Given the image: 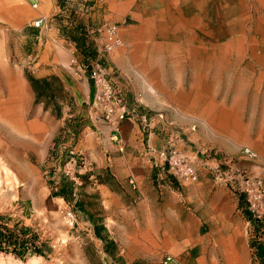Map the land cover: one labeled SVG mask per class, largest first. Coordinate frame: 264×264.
Segmentation results:
<instances>
[{
  "label": "rangeland",
  "instance_id": "374dc122",
  "mask_svg": "<svg viewBox=\"0 0 264 264\" xmlns=\"http://www.w3.org/2000/svg\"><path fill=\"white\" fill-rule=\"evenodd\" d=\"M49 23L72 42L67 53L56 45L50 52L68 68L76 98L57 77L35 78L47 62L33 48L41 49L38 34ZM105 23L121 40L109 53ZM98 57L127 104L155 105L201 137L254 148L247 169L264 177V0H0L3 264H161L163 253H138L135 188L128 193L93 172L74 194L48 184L58 147L78 130L63 122L83 118L69 116L77 102L92 113L82 102L89 77L80 67ZM254 255L252 264H264Z\"/></svg>",
  "mask_w": 264,
  "mask_h": 264
},
{
  "label": "crops",
  "instance_id": "0c3cea01",
  "mask_svg": "<svg viewBox=\"0 0 264 264\" xmlns=\"http://www.w3.org/2000/svg\"><path fill=\"white\" fill-rule=\"evenodd\" d=\"M38 36L43 38L42 47L33 48V53L36 50L39 60L47 64L35 70V78L48 80L52 76L57 77L76 98L78 93L72 85L68 68L55 63L50 52L56 45L67 53L72 42L62 36L53 23H49ZM71 51L74 52L73 49ZM86 81L89 95L82 102L89 103L91 81L88 78ZM140 104L155 114L153 122L144 127L140 121L121 120L117 132L120 142H117L112 137L114 126L87 113L88 108L80 107L77 102V109L69 116L83 118L64 119L66 121L63 122V128L68 132L70 127L67 123L75 122L74 126H78L75 138L72 142L60 144L55 155L73 146L88 154L93 162V173H106L117 187L126 188L128 193L132 188L136 189V208L131 211L137 210L138 235L143 244L138 250L143 255L141 258L157 257L163 253V256L170 255L182 264H252L254 248L248 235L250 226L243 203L226 184L213 179L208 168L203 166L204 163L214 164L215 159L208 154L212 150L221 155H239L244 146H224L201 137L197 130L187 129V123L155 105ZM157 114L162 118L156 117ZM167 144H174L191 160L198 172L196 180L178 179L155 164L156 154L149 152L148 147L158 151ZM120 145L122 150H119ZM238 158L237 164L246 168L252 169L256 163L255 159ZM59 170V163L55 160L54 167L47 170L48 184L53 186L57 183L59 191L64 193L68 186L60 178ZM101 189L111 197L119 198L108 186L101 184Z\"/></svg>",
  "mask_w": 264,
  "mask_h": 264
},
{
  "label": "built area",
  "instance_id": "2783aa9c",
  "mask_svg": "<svg viewBox=\"0 0 264 264\" xmlns=\"http://www.w3.org/2000/svg\"><path fill=\"white\" fill-rule=\"evenodd\" d=\"M42 19H38L35 24L39 25ZM105 37L104 51L111 52L116 46L121 44L117 34V28L112 23L103 25ZM81 71L88 73L91 81L92 96L89 102L92 115L104 120L110 126H114L113 139L120 142L118 135V123L128 119L140 121L144 127L153 122L155 114L147 110L142 104H127L122 97L115 81L110 77L109 69L102 60V57L95 58L80 67ZM156 117L162 118L161 114ZM123 146H119L122 150ZM149 152L156 154L155 164L160 165L166 172L182 180L194 181L198 178V172L191 160L180 152L174 144H167L161 150L148 147ZM214 158V164L204 163L213 179L219 183L226 184L243 203L244 210L248 216L250 229L248 231L251 245L256 249L257 245L262 246L264 242V177L251 173L246 167L238 165V157L254 160L257 153L250 147L241 148L239 155H221L217 151L208 152ZM60 170V178L64 179L68 190L74 194L82 184V177L86 172H93V162L86 152L73 146L67 147L60 154L55 155ZM134 185V181H130ZM57 183L53 185L54 190H58ZM66 216L69 220L75 219V212L72 208L67 209ZM0 252V260L2 257ZM0 264H3L0 261ZM161 264H182L179 260L170 255H165Z\"/></svg>",
  "mask_w": 264,
  "mask_h": 264
},
{
  "label": "trees",
  "instance_id": "16d2710c",
  "mask_svg": "<svg viewBox=\"0 0 264 264\" xmlns=\"http://www.w3.org/2000/svg\"><path fill=\"white\" fill-rule=\"evenodd\" d=\"M31 80V82H37V80H34L32 78H29ZM44 84H48V82L44 81L43 82ZM1 233H0V239H1ZM8 239L11 240V236L9 237V235H7ZM1 241V240H0ZM255 254L257 255V257L262 261L264 262V247H261L260 245H257L256 246V249H255Z\"/></svg>",
  "mask_w": 264,
  "mask_h": 264
},
{
  "label": "bare ground",
  "instance_id": "6f19581e",
  "mask_svg": "<svg viewBox=\"0 0 264 264\" xmlns=\"http://www.w3.org/2000/svg\"><path fill=\"white\" fill-rule=\"evenodd\" d=\"M2 163V162H1ZM0 163V164H1ZM5 167V166H4ZM2 165H0V179L2 178V174H4L5 173V169L6 168H4ZM11 172V171H10ZM3 180V179H2ZM1 184H2V181H1V183H0V187H1ZM1 190V189H0ZM5 192V191H4ZM35 261V260H34ZM27 264H35L34 262H33V260L32 261H29V263H27Z\"/></svg>",
  "mask_w": 264,
  "mask_h": 264
}]
</instances>
